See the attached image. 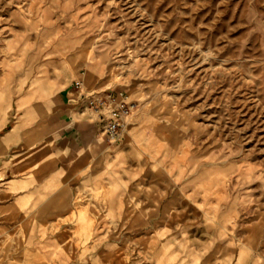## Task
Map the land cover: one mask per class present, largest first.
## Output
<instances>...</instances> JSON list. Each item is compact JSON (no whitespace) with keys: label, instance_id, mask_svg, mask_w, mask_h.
I'll return each instance as SVG.
<instances>
[{"label":"rangeland","instance_id":"obj_1","mask_svg":"<svg viewBox=\"0 0 264 264\" xmlns=\"http://www.w3.org/2000/svg\"><path fill=\"white\" fill-rule=\"evenodd\" d=\"M0 264H264V0H0Z\"/></svg>","mask_w":264,"mask_h":264},{"label":"built area","instance_id":"obj_2","mask_svg":"<svg viewBox=\"0 0 264 264\" xmlns=\"http://www.w3.org/2000/svg\"><path fill=\"white\" fill-rule=\"evenodd\" d=\"M113 102L114 100L111 98V94L93 97L90 100L91 107L94 110L102 108L105 105L110 106L107 113L99 112L98 118L99 121L103 122L107 141L111 143L119 139L121 131L128 122L134 107L132 103H129L125 99L117 103Z\"/></svg>","mask_w":264,"mask_h":264},{"label":"crops","instance_id":"obj_3","mask_svg":"<svg viewBox=\"0 0 264 264\" xmlns=\"http://www.w3.org/2000/svg\"><path fill=\"white\" fill-rule=\"evenodd\" d=\"M85 127V128H83ZM93 131L94 136L97 134L96 124L84 122V124L81 126V128H72L68 131L67 136H64L65 142H67L69 148L71 150H74L73 153L77 154L76 157H78L82 152L88 151L86 148V145H84V135L86 132ZM57 138V137H56ZM60 139V138H59ZM95 138L94 140H96ZM81 156V155H80ZM60 162L57 161L56 167H59Z\"/></svg>","mask_w":264,"mask_h":264},{"label":"bare ground","instance_id":"obj_4","mask_svg":"<svg viewBox=\"0 0 264 264\" xmlns=\"http://www.w3.org/2000/svg\"><path fill=\"white\" fill-rule=\"evenodd\" d=\"M93 143H95V142H93Z\"/></svg>","mask_w":264,"mask_h":264}]
</instances>
